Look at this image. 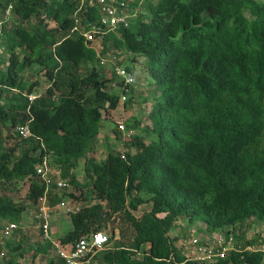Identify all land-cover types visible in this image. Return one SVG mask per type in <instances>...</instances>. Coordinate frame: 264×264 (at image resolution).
Masks as SVG:
<instances>
[{
  "label": "trees",
  "instance_id": "obj_1",
  "mask_svg": "<svg viewBox=\"0 0 264 264\" xmlns=\"http://www.w3.org/2000/svg\"><path fill=\"white\" fill-rule=\"evenodd\" d=\"M10 3L0 66V229L5 221L23 223L26 200L35 206L43 195L36 164L48 154L63 177L88 188L87 200L96 199L70 214L73 228L61 240L103 230L104 223L86 227L108 216L120 229V241L98 254L100 264H264L261 252L245 249L213 263L193 259L170 234L185 218L213 230L238 227L239 238L252 218L264 224V1L148 0L130 27L97 36L100 50L75 29L99 23L88 0H0V12ZM109 53L120 65L145 56L152 107L150 122L132 133L125 154L110 148L97 160L89 154L98 146L102 110L120 101L101 68ZM36 64L52 84L31 99L38 82H27L23 72ZM123 66L135 75L134 65ZM26 123L32 134L22 137L16 127ZM82 158L86 182L76 173ZM66 196L54 191L50 199ZM148 202L151 210L137 214ZM35 246L48 253L52 244ZM0 264L25 263L13 256Z\"/></svg>",
  "mask_w": 264,
  "mask_h": 264
},
{
  "label": "built area",
  "instance_id": "obj_2",
  "mask_svg": "<svg viewBox=\"0 0 264 264\" xmlns=\"http://www.w3.org/2000/svg\"><path fill=\"white\" fill-rule=\"evenodd\" d=\"M85 0H82L84 2ZM132 0H88L90 6L97 8L99 13L98 24H94L89 29L83 31L80 25L75 26L86 37L87 42L95 41L97 36L108 31H115L120 26L130 27L136 22L141 11V4L137 7H131ZM141 3V2H140ZM13 18V4L10 3L0 12V66H4V51L5 45L3 41L5 26ZM79 21V20H78ZM79 23V22H78ZM118 53H120L118 51ZM117 56H113L116 59ZM118 60V59H116ZM105 58L102 57V63H105ZM115 64L114 70L119 78L123 80L121 88V103L128 100V93L131 91L132 85L136 84V78L125 66ZM34 98V97H33ZM31 98V99H33ZM117 128L122 131L124 137L128 139L132 137V130L126 128V123L119 120ZM16 131L22 137H28L32 134L29 123L18 125ZM37 176L45 184V191L39 197V200L31 211L32 218L37 220L39 229L42 232L41 240L43 243L51 241L52 246L49 249V254L62 258L64 264H100L98 254L108 248L113 247V243L120 239V229L115 227L111 232L106 230H93L78 238L75 241L63 242L61 239H54L50 234L53 215L56 212L64 211L66 213L78 212L85 205H92L96 202L95 198L76 204L68 197V191L75 185L69 178L62 175V169L51 163L48 154H45L41 161L36 164ZM76 187V186H75ZM65 191L67 196L59 202L53 203L50 195L53 192ZM71 193V191H70ZM70 198V199H69ZM22 223L6 221L2 225L0 237V261L5 256V240L9 234L17 231ZM248 239H254L250 244H242L236 238V233L233 230H224L217 232L214 237V247L210 252L202 251L201 236L197 231L191 229V234L188 235L186 246L189 247L185 254L193 259L207 261L210 263L217 262L220 257L226 256L231 250H249L251 252H261L264 255V226L257 232L249 234ZM188 244L190 246H188ZM245 245V246H244ZM143 255L139 251L137 256ZM4 260V259H3Z\"/></svg>",
  "mask_w": 264,
  "mask_h": 264
},
{
  "label": "rangeland",
  "instance_id": "obj_3",
  "mask_svg": "<svg viewBox=\"0 0 264 264\" xmlns=\"http://www.w3.org/2000/svg\"><path fill=\"white\" fill-rule=\"evenodd\" d=\"M148 0H141V4L144 5ZM258 1H264V0H258ZM92 45L95 46L97 49H101L102 46V40L99 38L95 41L92 42ZM111 50H113V45L110 44L109 47ZM105 63L103 64L102 72L105 77L108 78V90H114L116 92H119L120 95L122 94V90L120 86L117 84L115 77L118 78L114 66L117 64L118 60L113 59V55L111 53L107 54L105 57ZM139 59L134 61L133 58L130 56L126 60L123 61V65H134L135 66V75L134 77L136 78V84L132 85L131 91L128 93V100L131 98L132 100L128 103L126 102H120L118 105L114 108H108V109H103L102 112V119H103V126L101 129V132L99 134V142L97 149L95 150L94 153H90L89 156L94 157L97 160H100L104 158L109 149H115L123 154L126 153L127 146L126 144H130L131 139L128 137L125 138L124 134L122 131L119 130L117 132V123L119 120H123L126 123L130 124V128L134 129L132 132L135 133H142V128L150 122L149 120V111L151 109L152 101L149 98V93L147 90V82L149 80L153 79L151 72L147 66V62L145 59V56L140 55L138 57ZM119 63V62H118ZM100 66V65H99ZM81 72H85L86 68L85 66H81L79 68ZM24 77L27 80V82L31 83L33 81H37V86L32 94H30V98L36 97L37 95H42L48 86L52 84V80L49 78L47 75L46 69H43L41 65H35L32 68L26 69L24 72ZM119 79V78H118ZM145 84V86H144ZM147 86V87H146ZM147 92V93H146ZM148 94V95H146ZM148 96V97H145ZM149 98V99H148ZM140 120V126L137 128L135 120ZM135 127V128H134ZM130 129V130H131ZM12 140L10 139L7 143L10 144ZM89 157H87L88 159ZM86 158H82L79 161V167L76 170L77 173V178L81 182H86L89 179V175L87 171L85 170V163H86ZM20 185L22 183H19ZM18 184V185H19ZM19 185V186H20ZM74 185L70 191H68V197H70L74 203L76 204H82L84 201L87 199L83 193L84 191H88L86 189L88 188H80V187H75ZM26 193V187L22 189V192L20 194L24 195ZM69 198V199H70ZM28 208L24 212V220L22 225H20V228L9 234L8 238L5 240V256L1 260L4 259L8 260L10 257L17 256L20 261H22L25 264H28L32 261V259L38 263V264H47L50 258L56 257L48 254L47 252H37L36 251V246L41 240L42 232L39 229L38 225H36L35 219L32 218L31 211L34 209V206L32 205L31 201L26 200ZM152 208V203H146L140 206L139 211L137 214H140L144 211H149ZM105 220L106 221V227L103 230L111 232L114 227H118L116 224V221H111V217L108 216ZM255 220V219H254ZM253 218L250 220L251 223H247L246 225H241V229L239 231L240 234H244L242 238L237 236V231L238 227H232V225H229L225 227L224 229L221 228L217 230H213L208 227L206 223L203 221H191L188 218L185 219H179L176 221L175 226L171 229L170 234L171 236L175 239L176 244L183 249V251H187L189 247L186 246V241L188 239V235L191 234V229L193 228L194 230L197 231L198 235L201 236V246H202V251L207 250L206 252H210L212 248L214 247L215 241L214 237L217 232L220 231H226V230H233L236 233V238L238 239L239 242L242 244L246 243L248 239L249 234H253L257 232L260 228L264 226V224H261L260 222H256L257 220L254 221ZM4 223V222H3ZM2 223V224H3ZM249 225V226H248ZM73 228L72 224V218L69 213H66L64 211H59L56 212L53 215L52 219V224H51V230L50 234L54 239H60L61 235L67 233L70 229ZM231 228V229H230ZM2 229V225H1ZM0 229V237L2 236ZM119 240H116L114 244L119 242ZM21 242L22 247L17 248L18 244ZM149 246L148 243L143 245V249L141 252H143L145 249H147ZM188 246H190L188 244ZM22 251H25V255L21 256L20 253ZM34 252H37V255L34 257Z\"/></svg>",
  "mask_w": 264,
  "mask_h": 264
},
{
  "label": "water",
  "instance_id": "obj_4",
  "mask_svg": "<svg viewBox=\"0 0 264 264\" xmlns=\"http://www.w3.org/2000/svg\"><path fill=\"white\" fill-rule=\"evenodd\" d=\"M107 220L103 219V220H98V221H92L90 222V224L86 227L87 229L95 226V225H99L100 223H106Z\"/></svg>",
  "mask_w": 264,
  "mask_h": 264
},
{
  "label": "clouds",
  "instance_id": "obj_5",
  "mask_svg": "<svg viewBox=\"0 0 264 264\" xmlns=\"http://www.w3.org/2000/svg\"><path fill=\"white\" fill-rule=\"evenodd\" d=\"M145 85V84H144ZM121 90L123 91V89L121 88ZM147 93V92H146ZM120 97H121V95H120ZM121 99V98H120ZM130 99V98H129ZM121 102V101H120ZM128 102V101H127ZM151 107H152V105H151ZM151 110V109H150ZM150 112V111H149ZM6 222V221H5ZM262 224V223H261ZM3 225V224H2ZM61 239V238H60Z\"/></svg>",
  "mask_w": 264,
  "mask_h": 264
}]
</instances>
